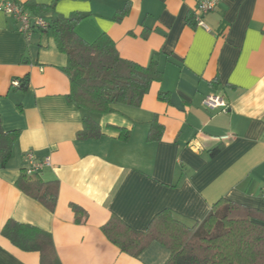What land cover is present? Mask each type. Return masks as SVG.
Wrapping results in <instances>:
<instances>
[{
    "label": "crops",
    "instance_id": "obj_1",
    "mask_svg": "<svg viewBox=\"0 0 264 264\" xmlns=\"http://www.w3.org/2000/svg\"><path fill=\"white\" fill-rule=\"evenodd\" d=\"M12 1L49 6L52 0ZM198 0H60L61 16H88L76 26L87 43L102 34L119 56L142 67L155 60L162 79L139 107L114 105L93 116L100 137L80 140L83 112L70 103L65 56L49 30L19 31L0 11V127L16 136L0 162V264H41L1 236L8 220L50 234L58 264H164L169 252L153 242L138 257L121 252L101 227L111 216L143 232L168 210L193 226L224 199L264 213V0H220L195 23ZM125 9V12L121 14ZM49 22L51 10L32 11ZM28 77L25 90L14 87ZM168 93L169 103L158 93ZM220 96L226 111L202 106ZM162 127L148 142L150 124ZM129 138L120 140V132ZM220 146L213 157L210 152ZM49 157L37 177L56 188L49 210L16 185L24 156ZM72 206L85 213L76 222Z\"/></svg>",
    "mask_w": 264,
    "mask_h": 264
},
{
    "label": "trees",
    "instance_id": "obj_2",
    "mask_svg": "<svg viewBox=\"0 0 264 264\" xmlns=\"http://www.w3.org/2000/svg\"><path fill=\"white\" fill-rule=\"evenodd\" d=\"M58 1L52 0L49 6L27 3L23 8L51 10L47 30L57 51L66 59L63 72L70 85L67 99L83 112L82 129L77 137L98 139L100 130L93 116L114 112V105L139 107L150 85L162 79V73L155 60L142 67L122 59L114 42L104 34L92 43L85 42L75 29L88 14L61 16L53 9ZM124 12L125 9L120 13ZM27 84L28 77H24L18 89L25 90ZM157 99L169 103L170 96L160 92ZM161 133L163 127L152 121L147 141H159ZM129 135L121 131L120 140L127 141ZM15 140V135L3 133L0 127L1 163L10 154ZM220 149V146L213 149L210 156H215ZM16 185L49 210L54 208L56 188L52 184L42 182L37 175L28 179L21 173ZM72 209L75 221L80 223L85 213L76 206ZM101 231L110 243L132 257H138L153 242L162 245L169 252L164 264H264V213L224 199L215 203L203 220L193 226H186L168 210H163L143 232L132 230L115 216L110 217ZM1 233L20 251L38 253L41 264H58L49 233L12 220L4 224Z\"/></svg>",
    "mask_w": 264,
    "mask_h": 264
},
{
    "label": "built area",
    "instance_id": "obj_3",
    "mask_svg": "<svg viewBox=\"0 0 264 264\" xmlns=\"http://www.w3.org/2000/svg\"><path fill=\"white\" fill-rule=\"evenodd\" d=\"M220 0H198L195 6V23L196 26L201 27L209 32L208 27L203 21V17L215 9ZM0 11L5 15L13 18L18 22L19 31L25 36H29L33 30L45 31L48 29V22L39 15H32L23 10L21 6L12 1H3L0 3ZM14 87H19L18 82H13ZM220 96L210 95L203 99L202 106L209 110L221 109L226 111L227 105ZM51 161L49 157L37 159L35 155L28 152L24 156V166L22 174L26 178L38 175L44 168L50 167Z\"/></svg>",
    "mask_w": 264,
    "mask_h": 264
}]
</instances>
